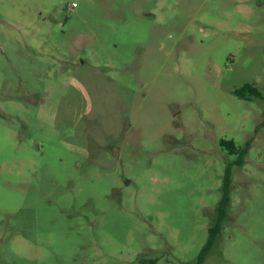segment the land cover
I'll return each mask as SVG.
<instances>
[{
  "label": "rangeland",
  "instance_id": "obj_1",
  "mask_svg": "<svg viewBox=\"0 0 264 264\" xmlns=\"http://www.w3.org/2000/svg\"><path fill=\"white\" fill-rule=\"evenodd\" d=\"M228 166L264 264V0H0V264H194Z\"/></svg>",
  "mask_w": 264,
  "mask_h": 264
},
{
  "label": "trees",
  "instance_id": "obj_2",
  "mask_svg": "<svg viewBox=\"0 0 264 264\" xmlns=\"http://www.w3.org/2000/svg\"><path fill=\"white\" fill-rule=\"evenodd\" d=\"M235 94L243 99H247V97L253 98H262V93L259 88L254 84H245L241 88L235 91ZM220 146L225 149L230 155H239V163L243 162V158L246 154L247 149L237 147L234 141L232 140H220ZM230 177H231V167L228 166L226 169V173L224 176L223 182V196L220 200L218 206V217L213 227L208 229V238L203 246L200 254L197 258L196 263L194 264H202L208 254L209 250L212 248L214 241L220 235L222 230V223L224 220V216L226 215V209L229 204V186H230Z\"/></svg>",
  "mask_w": 264,
  "mask_h": 264
},
{
  "label": "built area",
  "instance_id": "obj_3",
  "mask_svg": "<svg viewBox=\"0 0 264 264\" xmlns=\"http://www.w3.org/2000/svg\"><path fill=\"white\" fill-rule=\"evenodd\" d=\"M75 5V3L73 4V6Z\"/></svg>",
  "mask_w": 264,
  "mask_h": 264
},
{
  "label": "crops",
  "instance_id": "obj_4",
  "mask_svg": "<svg viewBox=\"0 0 264 264\" xmlns=\"http://www.w3.org/2000/svg\"><path fill=\"white\" fill-rule=\"evenodd\" d=\"M262 97H263V95H262Z\"/></svg>",
  "mask_w": 264,
  "mask_h": 264
}]
</instances>
